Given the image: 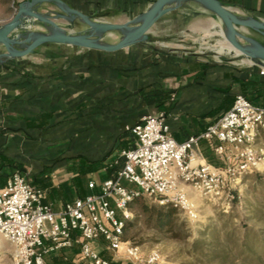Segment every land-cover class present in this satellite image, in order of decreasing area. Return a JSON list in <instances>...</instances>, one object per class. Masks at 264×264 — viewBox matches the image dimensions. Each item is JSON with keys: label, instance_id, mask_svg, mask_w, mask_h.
Here are the masks:
<instances>
[{"label": "crops", "instance_id": "1", "mask_svg": "<svg viewBox=\"0 0 264 264\" xmlns=\"http://www.w3.org/2000/svg\"><path fill=\"white\" fill-rule=\"evenodd\" d=\"M63 1L94 18L126 22L154 0ZM220 1L264 21V0ZM190 3L165 14L166 29L194 33L193 25L216 22L203 8L191 14ZM167 48L151 39L116 51L46 43L0 63V185L20 172L60 210L116 176L125 161L122 151L137 143L132 128L144 115L165 111L172 135L184 141L230 109L237 94L264 105L263 67L246 58L216 60ZM214 143L202 140L199 152L219 166ZM97 248L114 264H124L104 243ZM46 258L48 264H90L79 246Z\"/></svg>", "mask_w": 264, "mask_h": 264}, {"label": "built area", "instance_id": "2", "mask_svg": "<svg viewBox=\"0 0 264 264\" xmlns=\"http://www.w3.org/2000/svg\"><path fill=\"white\" fill-rule=\"evenodd\" d=\"M132 131L137 143L122 151L125 161L116 176L104 180L99 192L76 198L60 210L46 203L45 190L20 172L0 185V264H48V254L75 246L90 264H114L103 257L100 243L114 260L159 264V250L144 254L124 238L135 199L147 195L197 220L190 191L229 209L239 198L242 179L264 170V147L256 146L264 136V105L244 94H237L232 107L203 132L184 141L172 135L165 111L144 115ZM202 140L217 141L213 147L221 165L202 156Z\"/></svg>", "mask_w": 264, "mask_h": 264}, {"label": "rangeland", "instance_id": "3", "mask_svg": "<svg viewBox=\"0 0 264 264\" xmlns=\"http://www.w3.org/2000/svg\"><path fill=\"white\" fill-rule=\"evenodd\" d=\"M25 1L27 0H0V27L11 19L18 4ZM39 7L45 12L60 10L59 12L63 13L50 2H44ZM189 9L192 14V11L202 7L193 2L189 4ZM167 18L169 15L161 17L150 30L151 40L156 45L163 43L167 49L196 52L198 55L216 60L229 58L230 54L219 55L209 46L214 45L217 49L233 50L237 53L235 48L220 40L218 35L210 30L215 23L221 24L218 18H214L216 22H213L211 27L199 23L193 25L196 31L194 33L186 31L181 26L166 29ZM54 20L75 33H83L88 29V25L78 19L74 22H68L64 18ZM29 29L46 31L40 23H35ZM247 30L250 35L264 43L263 35L252 29ZM23 31L24 29H19L15 33ZM119 39L121 34L114 31L104 35L101 41L109 43ZM3 52L5 49L0 45V53ZM260 140L256 145L258 148L262 147ZM238 194L237 201L231 208L225 210L196 193L191 194L197 206V220L189 219L179 210L172 231L166 228L161 230L154 224L147 223L142 204L148 206L159 204L153 198L142 195L132 204L134 215L124 236L139 245L144 254L159 250L163 257L159 264H264V173L254 172L246 175L242 179ZM121 261L124 264H131L125 259Z\"/></svg>", "mask_w": 264, "mask_h": 264}, {"label": "water", "instance_id": "4", "mask_svg": "<svg viewBox=\"0 0 264 264\" xmlns=\"http://www.w3.org/2000/svg\"><path fill=\"white\" fill-rule=\"evenodd\" d=\"M44 2L57 4L63 13L41 10L39 6ZM188 2L199 4L220 20L221 24H219L223 29L225 41L237 50V53L234 51L230 53V58H246L253 64L264 68V43L250 35L247 30L252 29L264 36V21L251 15H239L220 0H154L145 11L131 18L135 20L132 24L97 23L93 20L94 17L71 7L63 0H27L19 3L11 19L0 27V45L5 49V52L0 53V63L28 55L45 43L116 51L136 43L149 42L151 39L149 33L153 25L166 13ZM74 14L82 16L80 21L84 24L98 26L103 30L125 31L127 34L115 42L105 43L95 39L92 34L67 30L54 20L55 18L74 17ZM35 23L42 24L46 31L39 32L30 39L19 36ZM19 29H24V31L15 33Z\"/></svg>", "mask_w": 264, "mask_h": 264}, {"label": "trees", "instance_id": "5", "mask_svg": "<svg viewBox=\"0 0 264 264\" xmlns=\"http://www.w3.org/2000/svg\"><path fill=\"white\" fill-rule=\"evenodd\" d=\"M252 85H254V83ZM245 96H247V95L245 94ZM248 98L252 102H254L253 98H251V97H248ZM262 139L264 142V136L262 137ZM255 172L256 173H264V170L255 171ZM133 202L130 205L131 207H132ZM142 209H143V213L146 214V216H147L146 221L148 224H154L155 227H157L161 230H164V228H166L169 231H172L174 229L175 224H176L175 218H176V216L180 210L178 207H176L172 204H168V205H164V206H161V205L148 206L145 203L142 204ZM129 222H130V220L127 221V223H126L124 234L126 233V229L128 227ZM124 238L127 239L125 236H124ZM64 264H71V263L66 262Z\"/></svg>", "mask_w": 264, "mask_h": 264}, {"label": "bare ground", "instance_id": "6", "mask_svg": "<svg viewBox=\"0 0 264 264\" xmlns=\"http://www.w3.org/2000/svg\"><path fill=\"white\" fill-rule=\"evenodd\" d=\"M56 7H58L57 4L53 3ZM59 9V7H58ZM60 11V10H59ZM58 11V12H59ZM53 13H58L56 11H52ZM80 15L78 14H74V17L72 16H69L67 17V21L68 22H74L76 19L80 20ZM94 21H96L97 23H108V22H112V21H108V20H103V19H98V18H93ZM135 20H132V19H129L128 21L126 22H115V23H129V24H132L134 23ZM210 30L212 32H214L215 34L218 35V37L220 38V40L224 41L225 42V39L223 37V29L222 27L220 26L219 23H215L211 28ZM114 31H117L121 34V38L124 37L127 32L125 31H120V30H103L102 28L98 27V26H91V25H88V29L85 31L86 33H89V34H92L94 36L95 39L101 41L102 37L104 35H106L107 33H110V32H114ZM39 32H42V31H31L29 30L28 28H26V31L21 33L19 36L22 37V38H28L30 39L31 37H33V35L39 33ZM163 44V43H162ZM211 47L212 49L216 50L217 53L220 55V54H230L231 52H233V50H223V49H217L214 45L213 46H209Z\"/></svg>", "mask_w": 264, "mask_h": 264}]
</instances>
